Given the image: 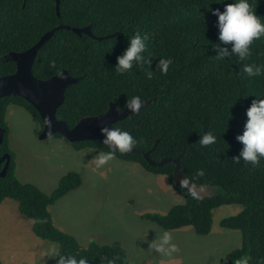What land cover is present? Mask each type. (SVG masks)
Segmentation results:
<instances>
[{"label":"trees","instance_id":"16d2710c","mask_svg":"<svg viewBox=\"0 0 264 264\" xmlns=\"http://www.w3.org/2000/svg\"><path fill=\"white\" fill-rule=\"evenodd\" d=\"M220 2L61 0L58 16L56 0H0V78L16 72V64L6 59L10 53L29 50L60 25L91 26L94 37L58 30L35 60L33 74L40 80L63 72L80 79L67 89L65 103L57 112L58 120L73 128L84 117L107 112L110 103L121 109L136 95L144 103L153 100L114 125L131 132L138 143L133 148L137 152L115 151L113 157L167 177L173 188L184 196V202L166 214L149 213L143 218L166 231L193 227L197 235L207 236L212 232L216 209L241 206L237 214L220 221V227L241 233L239 247L222 257L221 264H237L242 256H250V264H264V159L258 166L234 160L243 148L236 137L243 134L246 111L257 97L264 98V73L248 76L242 71L244 64L264 66V37L254 42L252 56L245 61L237 56L215 61L214 44L219 42V30L213 10H224L225 4ZM250 2L264 19V0ZM225 3H234V0H225ZM137 33L149 37L145 62L120 74L116 70L117 57L129 46V37ZM225 46L231 48V45H222ZM162 58L174 59L167 74L158 71ZM150 71L151 79L148 78ZM12 105L26 110L40 122L42 130L44 127L38 111L24 98L0 99V127L5 131L0 153L11 158L6 177L0 178V204L5 200L17 202L19 213L32 221L35 234L59 245L61 258L86 257L89 264H108L110 260L114 264H131L123 247L95 241L83 246L55 225L50 208L82 186L80 173L65 174L51 194L18 178L7 122ZM206 132L216 136V143L199 144ZM53 138L64 139L59 134ZM71 145L76 150L95 149L106 154L113 151L96 140ZM154 147L150 155L153 161L159 163L164 158L181 155L185 175L197 185L212 188L213 196L199 199L177 187L173 181V162L162 167L150 165L143 152H150ZM2 168L0 165V171ZM201 171L203 175H199ZM61 260L66 264V260Z\"/></svg>","mask_w":264,"mask_h":264},{"label":"rangeland","instance_id":"374dc122","mask_svg":"<svg viewBox=\"0 0 264 264\" xmlns=\"http://www.w3.org/2000/svg\"><path fill=\"white\" fill-rule=\"evenodd\" d=\"M7 122L17 176L23 183L51 194L65 174L82 175V186L51 206L50 212L55 225L83 246L93 241L119 245L131 264H221L222 257L239 247L241 233L220 227V221L237 214L241 206L216 209L207 236L197 235L193 227L166 231L143 216L166 214L184 202L167 177L116 157L98 167V155L106 154L102 151L76 150L60 138L40 140V122L18 106L9 107ZM164 233L171 239L162 245ZM60 258L59 245L35 234L32 221L19 213L17 202L0 204L2 264H57Z\"/></svg>","mask_w":264,"mask_h":264},{"label":"clouds","instance_id":"9594fccd","mask_svg":"<svg viewBox=\"0 0 264 264\" xmlns=\"http://www.w3.org/2000/svg\"><path fill=\"white\" fill-rule=\"evenodd\" d=\"M224 10H213V15L218 17L217 27L219 30L218 43H215L216 55L213 57L215 61H222L226 57L237 56L240 61H245L252 56V45L256 40L264 37V19L257 14L254 4L250 0H234V3H225ZM149 37L147 34L139 33L129 37V46L124 53L117 57L116 70L120 74L130 71L134 65L143 64L145 62L146 42ZM222 45H231L222 47ZM151 64V61H148ZM174 63L173 58H162L158 64V71L167 74L170 66ZM242 71L248 76H258L264 73V66L244 64ZM148 78H152V72L148 73ZM264 95V94H262ZM144 100L139 96H133L128 99L123 106L130 112H139ZM247 121L245 123L243 134L238 135L236 139L243 144L239 156L234 160L239 163L243 160L258 166L264 159V98L253 100L250 107L246 111ZM103 136V144L109 146L113 151L107 154H99L97 158V166H103L107 161L113 158L115 151L120 153L130 152L138 143V140L129 131L120 127H109L107 125L100 128ZM216 136L212 132H206L202 135L199 144L208 146L216 143ZM199 175H203L201 171ZM162 245L168 244L171 237L168 233H164L160 238ZM158 250H163L162 247ZM176 250V246L172 245V251ZM58 255H53L55 258ZM61 259L66 260V264H89L86 257L77 258L68 256L60 258L57 264H61ZM250 256H242L237 264H250ZM108 264H114V261H108Z\"/></svg>","mask_w":264,"mask_h":264},{"label":"water","instance_id":"95a60500","mask_svg":"<svg viewBox=\"0 0 264 264\" xmlns=\"http://www.w3.org/2000/svg\"><path fill=\"white\" fill-rule=\"evenodd\" d=\"M27 1L28 0H25V2ZM60 2L61 0H56L58 16H60ZM60 29L71 30L79 36L88 34L94 37L91 26L86 28H71L60 25L54 30L46 33L41 40L29 50L22 53H10L6 59L16 64V72L12 75L0 78V99L18 96L27 100L38 111L44 123L43 130L40 134V140H47L59 134L70 144L96 140L100 144L105 145L103 144V136L100 133V128L105 125L114 127L118 122L126 120L130 115L137 112H130L124 108L119 109L114 103H110V108L107 112L94 117H84L73 128H70L66 122L58 120L57 112L65 103L67 89L73 84L78 83L80 79L72 78L67 72H63L61 75H57L51 79L40 80L34 76L33 67L43 45L52 39L55 33ZM96 39L101 40L102 38L96 37ZM151 101L153 100L144 103L141 109L148 106ZM4 136L5 131L0 127V147L4 142ZM154 149L155 147L150 152H143L144 158L150 165L159 167L173 162L175 164L173 181L177 187L199 199L213 196L212 188L209 186L197 185L185 175L180 163L181 155L174 159L164 158L161 162L157 163L150 158L151 152ZM132 152H137V150L132 149L127 153ZM3 162H5V166L3 171L0 172V178L7 175L11 162L10 155L6 154L0 156V163Z\"/></svg>","mask_w":264,"mask_h":264},{"label":"flooded vegetation","instance_id":"af4514ba","mask_svg":"<svg viewBox=\"0 0 264 264\" xmlns=\"http://www.w3.org/2000/svg\"><path fill=\"white\" fill-rule=\"evenodd\" d=\"M0 149H1V147H0ZM4 155H6V153L5 154H1L0 153V156H4ZM9 155V154H8ZM0 165H3V168H2V170L1 171H3V169H4V166H5V162H3V163H0ZM9 169V168H8ZM0 171V172H1ZM8 172V171H7ZM6 177V176H5ZM5 177H3V178H5Z\"/></svg>","mask_w":264,"mask_h":264}]
</instances>
